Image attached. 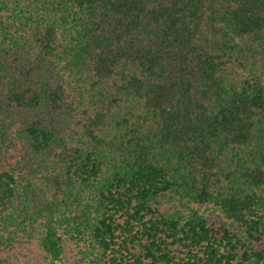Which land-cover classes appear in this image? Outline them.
I'll return each instance as SVG.
<instances>
[{"label":"trees","instance_id":"1","mask_svg":"<svg viewBox=\"0 0 264 264\" xmlns=\"http://www.w3.org/2000/svg\"><path fill=\"white\" fill-rule=\"evenodd\" d=\"M0 264H264V0H0Z\"/></svg>","mask_w":264,"mask_h":264}]
</instances>
